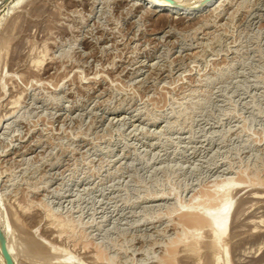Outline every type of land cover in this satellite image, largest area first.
<instances>
[{
  "label": "rangeland",
  "instance_id": "1",
  "mask_svg": "<svg viewBox=\"0 0 264 264\" xmlns=\"http://www.w3.org/2000/svg\"><path fill=\"white\" fill-rule=\"evenodd\" d=\"M17 1L0 6V118L19 101L0 122L13 264H264V0L191 16ZM226 182L216 263L186 209L216 204Z\"/></svg>",
  "mask_w": 264,
  "mask_h": 264
},
{
  "label": "bare ground",
  "instance_id": "2",
  "mask_svg": "<svg viewBox=\"0 0 264 264\" xmlns=\"http://www.w3.org/2000/svg\"><path fill=\"white\" fill-rule=\"evenodd\" d=\"M9 1L10 0H0V6L4 3L7 4ZM19 1L21 2V0H18L17 3ZM144 1H146V2H141L139 4L144 6V4L154 3L156 5L155 6L152 4L153 6L152 5L149 6L150 8L151 7L154 8V9H152L153 11L158 10V11H162L166 14H171V15L180 13V14H185V16H191L196 11L202 9L207 4L210 3V0H197L195 2H186V3H184L180 0H144ZM11 6H13V5H11ZM157 7H158V9H157ZM33 75H34V73H33ZM27 76H30V74ZM17 99L15 98L13 101L10 102L13 105L10 106V109H8V110L6 109L5 114L3 113V115L1 116V118H0L1 123H3V121H8L9 116L12 114V112H11L12 108H14V105L16 104V102H19V101H17ZM7 108H9V107H7ZM3 110H4V108H3ZM223 187H224V191L220 195L219 200L216 204L208 205V204H205L204 202L203 203L198 202V204H197L193 201V202H190L188 204V206H187L188 208L186 209V211H187V217L186 218L189 221H191L194 225H196L197 227L208 226L210 228V231L212 234L211 235L212 240L214 239L213 244L215 245V248L217 246H219V248L222 250V252L220 251L221 253L217 252V254L213 257L214 258L213 260H215L216 263H218L220 259L223 260L224 254L226 255L227 253H229L228 245H227V243L224 242L223 239H224V236H226V223H228L227 219L229 216H232V214H231V212H232L231 211V202H232L233 196H231V192H230V190H231L230 183L226 182L225 184H223ZM255 192L256 193H255V195L253 194L252 200L254 199L256 202H260V201L262 202L264 200V191L263 190H256ZM206 199H209V198L207 197ZM198 206H201L200 210L196 209ZM6 222H7V219H6V215L4 213L3 207L0 206V235H1V238H3L5 246L9 251L10 246L8 245V243L6 242V239H5V233L7 232V223ZM22 244H23V242H22ZM214 245H213V247H214ZM25 247H27V246H24V248ZM30 247L32 248V246H30ZM0 248H1V245H0ZM33 248H34L33 251L35 250L38 252V253L36 252V254L42 253V252H40V250L37 247H33ZM28 249H30V248H28ZM28 251L32 252L30 250H28ZM57 259L59 260L60 264H73L74 263V262L69 260L70 257L69 256L67 257L66 254L63 257H59ZM58 260H57V262H58ZM80 264H81V261H80Z\"/></svg>",
  "mask_w": 264,
  "mask_h": 264
},
{
  "label": "water",
  "instance_id": "3",
  "mask_svg": "<svg viewBox=\"0 0 264 264\" xmlns=\"http://www.w3.org/2000/svg\"><path fill=\"white\" fill-rule=\"evenodd\" d=\"M0 245H1V252H2L4 260H5V264H13V262L11 261V259L9 257V254L6 250V246H5V243L3 241V238H1V235H0Z\"/></svg>",
  "mask_w": 264,
  "mask_h": 264
}]
</instances>
